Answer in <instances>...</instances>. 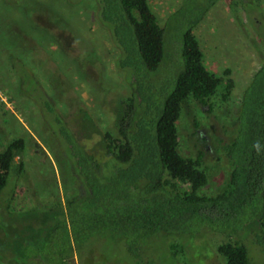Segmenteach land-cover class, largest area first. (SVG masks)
I'll return each instance as SVG.
<instances>
[{
	"label": "trees",
	"instance_id": "trees-1",
	"mask_svg": "<svg viewBox=\"0 0 264 264\" xmlns=\"http://www.w3.org/2000/svg\"><path fill=\"white\" fill-rule=\"evenodd\" d=\"M217 1L182 0L161 23L149 0H90L130 92L116 108H103L109 129L84 107L66 118L60 114L62 122L53 119L73 158V187L64 201L14 217L13 194L0 192V264H75L76 253L83 264L84 245L97 239L123 242L135 264H153L146 250L156 233L168 239L172 255L189 260L208 253L207 234L224 232L233 238L217 248L226 264H258L245 238L252 232L264 251V51L238 101L227 104L234 84L225 77L230 69L210 70L195 34ZM225 1L230 7L235 2ZM77 37L69 27V41ZM82 48L76 45L75 53ZM216 104H223L220 114ZM223 110L228 118L219 126L223 134L210 132L206 123ZM184 113L195 140L190 155L179 148L177 122ZM98 134V150H90L85 141ZM26 145L17 137L0 151V190L8 183L15 189L23 176L24 160L16 157H23ZM214 151L217 161L227 159L228 168L220 169L224 177L216 193H200L213 164L206 157ZM186 243L195 250L186 251Z\"/></svg>",
	"mask_w": 264,
	"mask_h": 264
},
{
	"label": "rangeland",
	"instance_id": "rangeland-1",
	"mask_svg": "<svg viewBox=\"0 0 264 264\" xmlns=\"http://www.w3.org/2000/svg\"><path fill=\"white\" fill-rule=\"evenodd\" d=\"M149 1L161 23L182 2ZM234 1L232 8L225 0H218L195 27L207 67L217 74L230 69L225 77L231 76L234 80L226 101L231 106L259 67L260 52L264 51V1L257 0V4L250 2L252 0ZM89 2L0 0V151L17 137L25 138L27 144L23 157H16L24 160L23 176L16 182L15 189L8 183L0 190L14 196L10 205L14 212L12 217L45 210L47 204L53 206L59 198L64 201L65 193L73 187V158L70 159L67 142L60 134V124L53 119L62 122L60 114L66 118L72 110L84 107L97 123L100 121L109 129L112 124L105 122L103 108H116L118 100L130 92L125 76L115 65L114 44L105 26L93 16ZM69 27L78 34L76 41L71 39L70 42L67 38ZM76 45L80 51L84 47L86 51L82 48V53H85H75ZM90 63L91 67L87 66ZM216 107L220 114L223 104ZM196 113L202 115L198 110ZM225 113L223 110L221 117H211L210 126L206 123L210 132L211 128L222 132L219 126L221 120L228 119ZM190 119V115L184 113L177 122L179 148L185 155L193 154L195 147V140L187 132L191 127L186 128L187 124L191 125ZM99 137L98 134L86 139V146L97 151ZM211 142L206 143L211 146ZM211 152L206 157L208 164L213 163L208 169L209 181L200 193H216L224 177L222 171L228 168L225 157L217 161L215 151ZM44 199L47 201L36 204ZM205 237L207 242H203V248L206 246L208 253L202 251L201 255L188 260L183 254L172 255L168 239L156 233L147 244L146 256L153 264H226L217 248L232 237L225 232L209 233ZM252 237L251 232L245 240L257 263L264 264V251ZM184 247L188 252L193 248L188 243ZM81 255H84L83 264H135L136 259L123 242L101 239L84 245ZM73 258L75 264H80V255L76 253Z\"/></svg>",
	"mask_w": 264,
	"mask_h": 264
}]
</instances>
